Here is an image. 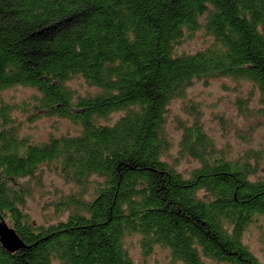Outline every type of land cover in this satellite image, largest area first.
Instances as JSON below:
<instances>
[{
	"label": "trees",
	"instance_id": "trees-1",
	"mask_svg": "<svg viewBox=\"0 0 264 264\" xmlns=\"http://www.w3.org/2000/svg\"><path fill=\"white\" fill-rule=\"evenodd\" d=\"M199 29L207 45L177 49ZM217 76L250 82L264 110V0H0V90H34L0 100V221L25 243L0 241V264H137L132 234L184 264H264L243 240L264 224L256 155H226L195 119L179 153L198 165L184 175L164 158L167 105ZM77 77L95 91L71 87ZM17 110L79 131L36 142ZM43 166L76 186L55 204L66 217L45 224L23 206Z\"/></svg>",
	"mask_w": 264,
	"mask_h": 264
},
{
	"label": "rangeland",
	"instance_id": "rangeland-1",
	"mask_svg": "<svg viewBox=\"0 0 264 264\" xmlns=\"http://www.w3.org/2000/svg\"><path fill=\"white\" fill-rule=\"evenodd\" d=\"M203 30L199 29L193 35L185 38L177 46L181 51H196L211 41ZM70 85L81 93L94 92L81 78L70 81ZM34 90L23 86H16L0 90V100L18 102L31 95ZM186 96L173 99L167 105L165 130L169 142L164 158L175 165L178 170L187 175L198 162L191 157L179 153V139L182 125L191 124L197 119L202 129L221 148L226 155L237 158L249 153L256 166L253 178L264 177V110L259 102L260 92L251 90L248 81L234 80L229 76H217L211 79L194 81L186 90ZM13 116L20 121V133L32 138L36 142L49 139L53 134L76 135L79 126L67 118L56 115L33 116L28 119L29 112L14 111ZM120 112H112L102 122H113ZM30 196L24 202V210L36 222L45 224L56 222L66 217L60 213L56 202L76 186L65 181L52 168L43 166L32 178ZM263 225L253 223L244 231L243 240L253 254L264 261ZM131 258L137 264H184L171 257L170 250L165 246L155 245L150 251H145L140 243V236L129 235L125 242ZM207 264H229L206 260Z\"/></svg>",
	"mask_w": 264,
	"mask_h": 264
},
{
	"label": "water",
	"instance_id": "water-1",
	"mask_svg": "<svg viewBox=\"0 0 264 264\" xmlns=\"http://www.w3.org/2000/svg\"><path fill=\"white\" fill-rule=\"evenodd\" d=\"M0 241L9 252L23 248L25 245L24 241L19 238L16 230L13 227H9L4 220L0 221Z\"/></svg>",
	"mask_w": 264,
	"mask_h": 264
}]
</instances>
